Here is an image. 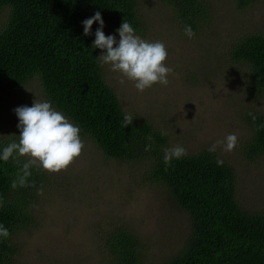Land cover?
<instances>
[{"label": "rangeland", "instance_id": "374dc122", "mask_svg": "<svg viewBox=\"0 0 264 264\" xmlns=\"http://www.w3.org/2000/svg\"><path fill=\"white\" fill-rule=\"evenodd\" d=\"M135 1L146 25L144 34H136L163 42L168 52L165 65L173 71L167 86L156 83L140 92L133 81L104 65L105 80L124 112L153 123L167 133L169 147L181 145L188 153L235 134L234 150L217 148V153L234 169L241 207L263 211L264 154L252 162L240 147L254 136L244 119L246 110L264 115V92L258 97L249 93V71L230 52L246 35L264 36V0L244 10L238 9L236 0H203L210 13L191 39L163 0ZM8 11L0 13V30L9 20ZM95 24L98 28L99 22ZM103 31L119 41L116 30L105 25ZM34 100H46L36 78L5 94L0 139L19 131L14 109L31 107ZM83 142L81 155L67 169L48 172V183L34 206V226L16 235L20 250L16 264H108L100 247L107 231L119 227L140 239L144 264H164L177 255L191 230L189 215L164 186L148 183L150 160L109 159L93 141Z\"/></svg>", "mask_w": 264, "mask_h": 264}, {"label": "trees", "instance_id": "16d2710c", "mask_svg": "<svg viewBox=\"0 0 264 264\" xmlns=\"http://www.w3.org/2000/svg\"><path fill=\"white\" fill-rule=\"evenodd\" d=\"M173 8L177 21L193 31L208 18L203 0H163ZM244 10L258 0H236ZM9 20L0 30V109L6 93L21 89L33 79L41 83L46 101L80 128L82 141L89 139L109 159L137 163L150 160L148 183L164 186L189 215L191 230L184 248L164 264H264V210L251 212L236 199L234 169L217 151L208 148L188 153L164 164L167 135L149 121L133 118L122 126L126 113L114 89L106 82L99 48L92 47L97 26L85 36L83 21L97 11L104 24L117 30L127 21L135 33L146 32L135 0H0V13ZM146 36V35H145ZM246 65V86L258 97L264 92V36L246 35L230 52ZM246 123L254 130L251 141L240 147L252 162L264 154V115L246 110ZM252 113L256 120L252 119ZM18 131L0 139L4 147L19 141ZM151 137V139H149ZM151 144V150L145 151ZM217 158L223 160L218 166ZM27 157L0 160V225L10 232L0 237V264H16L20 231L34 226L38 189L48 183V172L32 167L28 185L14 189L12 182ZM152 183H151V182ZM140 239L119 227L107 231L100 250L108 264H144Z\"/></svg>", "mask_w": 264, "mask_h": 264}, {"label": "clouds", "instance_id": "9594fccd", "mask_svg": "<svg viewBox=\"0 0 264 264\" xmlns=\"http://www.w3.org/2000/svg\"><path fill=\"white\" fill-rule=\"evenodd\" d=\"M94 22H99V27L96 29L92 47L104 50L98 57L102 67L110 65L112 71L119 72L123 77L133 81L135 88L140 92L156 83L167 86L169 83L167 76L173 69L165 65L168 52L163 42L141 38L131 24L124 20L116 30L119 34L117 42L114 35L104 34L105 25L99 11L82 22L85 36L91 34ZM184 33L189 39L195 36L190 25L185 26ZM14 112L19 119L17 125L20 132L19 141L10 143L0 153V160L4 162H8L10 158L18 161L20 157H28L20 168L17 179L12 182L14 189L18 185L35 186L34 182L32 185H28L27 182L32 174L30 171L32 167L42 168L49 173H59L81 155L85 144L80 136V128L70 122L62 112L57 111L51 102L34 100L31 107L20 106L15 108ZM249 115H252L255 122L256 117L252 113ZM132 122L133 116L126 114L122 126L127 127ZM166 134L165 131H161V135ZM237 142L235 134H228L224 140L213 143L208 151L214 153L217 148H222L224 152H231ZM151 147V144L146 145L145 151L151 150ZM163 152L166 170L174 158L180 159L187 155V150L181 145L165 148ZM216 163L222 166L223 160L217 158ZM38 194H43L42 188L38 189ZM9 235V230L0 225V237L7 239Z\"/></svg>", "mask_w": 264, "mask_h": 264}]
</instances>
